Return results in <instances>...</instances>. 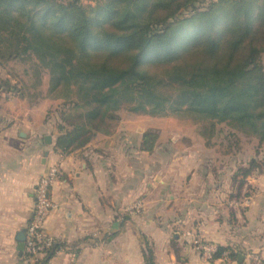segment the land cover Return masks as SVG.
Masks as SVG:
<instances>
[{
  "label": "trees",
  "instance_id": "16d2710c",
  "mask_svg": "<svg viewBox=\"0 0 264 264\" xmlns=\"http://www.w3.org/2000/svg\"><path fill=\"white\" fill-rule=\"evenodd\" d=\"M94 1L0 0V65L47 72L46 98L61 101L58 152L111 134L125 103L137 115L226 123L264 144V0ZM158 137L146 131L141 151ZM59 248L28 264H47Z\"/></svg>",
  "mask_w": 264,
  "mask_h": 264
},
{
  "label": "crops",
  "instance_id": "0c3cea01",
  "mask_svg": "<svg viewBox=\"0 0 264 264\" xmlns=\"http://www.w3.org/2000/svg\"><path fill=\"white\" fill-rule=\"evenodd\" d=\"M45 110L0 96V264H25L17 236L32 216L38 179L51 167L58 172L55 208L42 229L60 248L47 264H147L148 251L153 264L264 261V174L240 185L239 164L217 165L202 145L182 149L174 137L141 151L143 134L162 136L172 118L132 115L63 155ZM137 202L144 211L126 216ZM195 240L227 251L206 260Z\"/></svg>",
  "mask_w": 264,
  "mask_h": 264
},
{
  "label": "rangeland",
  "instance_id": "374dc122",
  "mask_svg": "<svg viewBox=\"0 0 264 264\" xmlns=\"http://www.w3.org/2000/svg\"><path fill=\"white\" fill-rule=\"evenodd\" d=\"M82 2L84 5L95 3L94 0H82ZM182 15L186 14L183 13ZM158 29L160 30L161 27ZM261 62L264 67V55L261 56ZM4 81H8L13 88H9L11 90L8 91V93H1V98L19 97L24 99V101L31 106H35V108H39V105L42 106V110L46 109L45 118H47L49 124L52 125L53 131L56 132L55 135H58L57 126L61 125L59 121L61 101H51L46 98L49 95L47 93V72L42 71L41 74L37 76L36 73L33 72L29 62H3L0 65V84L3 85L5 83ZM21 95L25 97H21ZM131 105L125 103L122 105V108L117 111L116 115L118 120L112 124L113 128L121 121H128V119L132 118L134 115L146 116L130 113L128 109ZM172 119L175 121H170V123L165 126V129L169 132L163 133L162 136L158 135V144L159 140L161 143H171V137L175 138L173 143L178 144L182 149L189 148L187 144L195 146V143H197L205 147V149H208V154L212 155L211 160L216 161L217 165L221 162L224 164L223 166L229 168L233 163L234 165L239 164L234 175L237 174L238 169L249 171L250 176L253 174H264V144H260L256 138L233 129L226 123H217L215 121H190L177 118ZM211 127L212 129H210ZM170 131H174L175 135H171ZM187 134L193 137L194 140L188 139L189 143H187V137L184 136ZM130 207L131 205L124 210V214L128 217L135 216L136 214L140 215L144 211L143 205L139 213H136L133 209L131 210ZM132 212H134V214Z\"/></svg>",
  "mask_w": 264,
  "mask_h": 264
},
{
  "label": "built area",
  "instance_id": "2783aa9c",
  "mask_svg": "<svg viewBox=\"0 0 264 264\" xmlns=\"http://www.w3.org/2000/svg\"><path fill=\"white\" fill-rule=\"evenodd\" d=\"M57 168H49L41 177L34 188V207L32 216L25 226V240L23 243V252L29 257L25 264L33 263L42 259L44 252L50 249L56 242L43 231V225L47 220L51 211L55 208L51 200V188L57 179ZM142 205L137 202L133 206V210L139 213ZM195 250L206 260L212 259L216 254L217 248L203 243L201 241H194ZM254 264H264V261L254 257L252 258Z\"/></svg>",
  "mask_w": 264,
  "mask_h": 264
},
{
  "label": "water",
  "instance_id": "95a60500",
  "mask_svg": "<svg viewBox=\"0 0 264 264\" xmlns=\"http://www.w3.org/2000/svg\"><path fill=\"white\" fill-rule=\"evenodd\" d=\"M45 142H46V143H50V138L46 137V138H45ZM24 240H25L24 233H20V234H18V236H17V241L19 242L18 250H19L20 252L23 251V243H24ZM241 258H242V257L239 256V260H240Z\"/></svg>",
  "mask_w": 264,
  "mask_h": 264
}]
</instances>
